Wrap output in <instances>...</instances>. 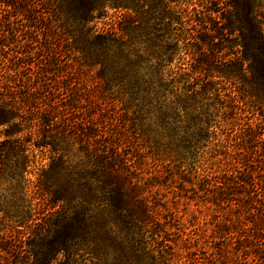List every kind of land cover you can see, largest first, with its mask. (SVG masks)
<instances>
[{
    "label": "trees",
    "instance_id": "16d2710c",
    "mask_svg": "<svg viewBox=\"0 0 264 264\" xmlns=\"http://www.w3.org/2000/svg\"><path fill=\"white\" fill-rule=\"evenodd\" d=\"M28 1L0 0V10ZM57 1L79 33L84 63L99 67L100 90L120 91L128 105L164 126L175 120L171 111L197 112L196 102L209 96L223 109L235 107L213 78L264 96L262 0ZM237 33L242 50L223 55ZM74 79L56 89L61 102L47 105L32 79L0 74V184L11 187L0 192V224L9 226L0 237V264H54L59 256L58 264H176L166 255L171 247L161 240L128 138L82 107L78 92L92 90ZM44 89L52 91L47 83ZM238 166L226 174L227 190L241 197L220 198L235 201L245 216L231 241L234 264H264V162ZM31 189L46 205L39 217Z\"/></svg>",
    "mask_w": 264,
    "mask_h": 264
},
{
    "label": "rangeland",
    "instance_id": "374dc122",
    "mask_svg": "<svg viewBox=\"0 0 264 264\" xmlns=\"http://www.w3.org/2000/svg\"><path fill=\"white\" fill-rule=\"evenodd\" d=\"M28 3L23 8L0 10V74L9 80L32 79L33 85L40 87V102L44 99L47 105L61 102L62 95L56 89L65 87L67 78L74 77V82L81 84L87 82L92 91L78 92L82 107L91 106L97 116L106 122L111 120L116 131L128 138L129 157L143 178L142 185L161 223V240L166 237L171 247L167 248V257L176 264H234L231 241L245 216L231 205L235 201L225 203L220 198L241 197L236 191L227 190L226 174L234 166L243 169L252 164L254 169L264 162V96L255 89L240 91V84L234 85V81L213 78L221 84L220 91L224 88L229 92L235 107L227 103L232 109H223L215 97L209 96L199 100L200 104L196 102L197 112L171 111L175 120L164 126L159 119L147 118L134 104L128 105L120 91L100 90L99 67L84 63L78 48L79 33L57 0ZM192 8L189 6V10ZM113 14L109 11L105 21H111ZM104 22L98 23L99 30ZM232 39L222 51L225 56L242 50L239 33ZM46 83L52 91L44 89ZM169 98L176 101L170 95ZM242 139L245 145L237 147L235 141ZM10 189V183L0 184V192ZM34 190L28 193L35 197L36 210L32 214L39 217L37 213L44 211L46 205ZM7 234L9 226L0 224V237ZM62 259L59 256L54 264Z\"/></svg>",
    "mask_w": 264,
    "mask_h": 264
}]
</instances>
